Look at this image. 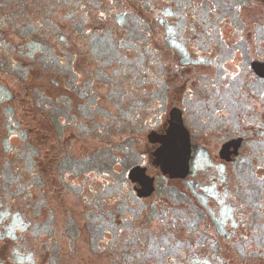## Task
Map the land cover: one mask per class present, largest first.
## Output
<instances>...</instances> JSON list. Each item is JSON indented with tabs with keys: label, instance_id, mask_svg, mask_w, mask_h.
Segmentation results:
<instances>
[{
	"label": "rangeland",
	"instance_id": "obj_1",
	"mask_svg": "<svg viewBox=\"0 0 264 264\" xmlns=\"http://www.w3.org/2000/svg\"><path fill=\"white\" fill-rule=\"evenodd\" d=\"M242 22L248 38L264 39L263 31L254 25L264 22V0H0V118L17 121V131L0 122V264H44L50 249L56 260L53 264H61L63 254L69 264L102 262L93 232L91 240L84 234L77 243H71L74 234L58 236L62 218L58 208L50 220L46 218L55 225L49 234L48 226L40 227L44 218L36 215L37 209H44L51 196L53 209L61 199H67L69 216L92 214L98 198L94 199L95 192L102 191L103 183L130 181L127 172L136 165H145L156 174L148 133L160 127L163 115L181 93V88L175 87H181L184 79L191 77L194 88L206 87L207 75L213 70L207 61L220 56L221 38L231 43L240 36ZM233 58L224 64L228 73L217 70L237 86L245 73L239 72L237 65L240 53ZM49 70L59 73L51 77L53 90H48L54 103L36 124L38 128L33 126L35 139L29 125L33 107L29 94L17 86H40L46 79L44 71ZM229 72L239 75L231 80ZM205 97L206 93L200 92L193 106L185 100L188 122L198 131L194 138H200L194 143L201 149L205 146L200 134L205 123ZM54 112L62 113L61 120ZM140 145L143 148H138ZM49 156L52 163L43 162L39 174L32 175L36 161ZM207 165L204 150L197 151L188 181L196 183L201 203L211 201L215 234L234 222L216 179L219 176L211 174ZM45 167L54 168L47 175L54 188L50 196L39 180ZM59 179L66 189H61ZM120 188L117 184L114 189L117 200L108 201L106 192L111 190H104L105 199L99 201L101 208L117 215L115 221L133 218L120 233L113 229L118 251L110 256L117 264L236 261L235 253H221L214 243L212 254L207 253L206 236L193 232L197 224L183 220L187 218L185 210L160 211V206L169 202H140ZM258 210L264 211V205ZM260 215L264 232L262 211ZM144 223L148 233L139 234ZM164 226L171 233L160 235V230L168 231ZM45 233L46 238L42 236ZM254 240L244 239L246 245ZM73 246H78V251L71 249Z\"/></svg>",
	"mask_w": 264,
	"mask_h": 264
},
{
	"label": "flooded vegetation",
	"instance_id": "obj_2",
	"mask_svg": "<svg viewBox=\"0 0 264 264\" xmlns=\"http://www.w3.org/2000/svg\"><path fill=\"white\" fill-rule=\"evenodd\" d=\"M254 25L259 26L264 35V22H255ZM238 33L240 36L231 43H227L221 38L224 44L223 47H221L220 56L217 54L215 57L213 56L212 60L207 61L208 68L213 70L207 75L209 79L206 87L201 85L194 88L193 85H195V83L190 81L191 77L184 79L181 87L179 85L175 87L176 89L181 88L179 98L177 101L171 103V107H168V111L162 117V124L160 127L154 129L160 135L166 134L170 126L171 110L173 108L181 110L184 125L190 133L192 148L190 173L185 178H171L169 175L163 174L160 167L156 166H154L157 171L156 174H151L147 166L136 165L146 167L147 174L155 178V189L153 193L147 197H140L138 190L142 185L138 182H133L129 178V172L134 167L133 166L127 172V178L130 181L126 183H103L101 187L102 191L99 190L95 192L94 199H96V196H98V198L96 199L97 204L92 208L93 213H83L77 217L74 215L69 216L67 199H61L62 201H60V204H57L53 209L54 200L50 196V192L52 193L54 188L50 177L48 178L47 175L53 173L54 168L45 167V172H42L44 176L39 177V180L40 182L42 180L45 186L48 187L49 190L46 189V192L48 191L50 197L45 203V208L37 209L36 211V215L44 218L39 222L40 227L48 226L50 234L55 225L49 220L52 217L53 211H57L59 208L62 218L60 219V225H58V230L60 232L58 236L68 238L74 234L72 235L74 240L71 243H77L84 234H87V239L91 240L90 234L93 232V240L95 237L97 239V253L104 257V260L97 264H117L116 260H111L110 256L118 251L117 244L114 243V237L116 236L113 229H118L119 232L123 227H127V221H133V218H120L121 215H119L118 218L120 219L117 222L115 221L117 215L109 214L108 210L105 211L101 208L99 201L105 199L102 193L104 190H111V192H106V194H109L107 198L108 201L117 200V198H115L117 192H115L114 189L117 184H120L121 190L124 187L127 193H130L140 202H151L154 199H160V202L162 201L163 203H165V200L169 202L166 206L165 204H163V206L161 205L160 211L170 212L176 210V212L179 213L181 210H185L189 220L186 216L183 220L185 222H190L188 225H192L193 223L197 224L193 232H195V234L202 232L206 236L207 239L204 240V244H206L205 251L207 253L212 254V244L214 243L217 245L216 247L221 249V253L227 252L236 254L235 258H233V260L236 261H233V264H264V240L260 241V237H264V232L260 229V220L262 219L260 212H263L264 220V211L258 210L259 206L264 205V77L260 76L253 67L254 63L264 64V39L248 38L245 34L244 23L243 26L238 28ZM252 41H255V43ZM2 49L0 44V51ZM238 52L241 56L237 64L240 67L239 72L243 71L245 74L240 78V84L233 86L231 85L233 83L225 79L226 74L221 73L220 70L217 69L221 68L226 71V67L224 66L225 62L235 57V54ZM251 52H253V55H251ZM223 53H230L231 57L230 54L227 56V54L224 55ZM220 57L222 59H219ZM12 62L11 66L15 67L13 58ZM209 62L210 64H208ZM239 72L236 75H232L233 73L231 74L229 72V74L232 75L230 79L233 80L239 75ZM44 73L46 74L44 76L46 79L40 86H17L19 90H24L29 94V99L33 106L30 108L31 117L29 119V125L32 126V133L35 139L37 133L33 126L38 128L36 124L46 116V112L52 107L53 98L48 94V90H53L51 86V77L53 75L57 77L58 75L55 73L59 74L54 70L44 71ZM226 73H228V71H226ZM25 74L27 77L28 72ZM220 88H223L224 91H219L218 89ZM202 91L206 93L205 98L207 100L204 113V128L200 131V134L204 136V149H201L200 146L194 143V140L199 141L200 138H194L195 133L198 131L194 128L193 123L188 122L189 112L186 108L187 106L185 107L186 99H189L193 106L197 96ZM43 97L49 100L45 101ZM72 107H75V104H72ZM54 110L56 111L55 107L52 108L51 111L53 112ZM251 110L252 112H250ZM54 115L58 118L61 116L59 120H61L63 116L61 112H54ZM5 119L4 121V119L2 120L0 118V122L3 121L8 127L9 125L15 127L17 121L10 117H6ZM3 129L5 130V128ZM16 129L15 127V131H17ZM34 138H32V140H34ZM234 141H236L237 144H233L232 142ZM148 143L151 144L152 148L149 153L152 163L153 152L161 144L151 143L149 139ZM138 148L141 149L143 147L140 145ZM199 150H204L207 166L211 174H217V176H219L216 179L220 180V186L223 191L221 194L223 195L226 205L230 207V220L234 222L233 224L230 223V226L227 225L226 228L224 226L222 230L218 232L215 231V234H213L212 230V227L215 228V226L212 216L214 209L211 201L208 200L205 203H201V200L196 196V183L188 181L193 176L192 161ZM45 157L47 158V156ZM43 162L51 164L52 156H49L48 159L43 157L42 160L39 159L36 161L34 166L35 170L32 172V175L36 176L39 174ZM59 171L60 166H57L56 175L59 174ZM160 179L165 181L161 183L159 181ZM58 182L62 190L66 189L62 179H59ZM217 182L218 181H216V183ZM121 193L123 192L120 191L119 194ZM211 193L212 192H210V195ZM113 195L114 197H112ZM126 198L127 197H124V199ZM80 203H84V201L80 200ZM48 216L49 220L46 219ZM56 216L58 218V214ZM160 219H162L161 215ZM150 221L151 219L147 220L145 223L147 224ZM145 223L142 226L144 229H139V234L148 233ZM167 227L168 226H164L168 231L160 230V235L171 233ZM72 229L75 230L72 231ZM41 232H43V229H41ZM47 234L48 233H45L42 236L46 238ZM75 235L77 236L76 238H74ZM245 237L248 239L254 238L255 240L246 245L244 241ZM55 247L57 248L58 246L55 245ZM71 249L78 251V246H73ZM56 252H58V250ZM46 253L44 264H53L56 260H53L52 249L47 250ZM61 258V264H69L65 254L61 255Z\"/></svg>",
	"mask_w": 264,
	"mask_h": 264
},
{
	"label": "water",
	"instance_id": "obj_3",
	"mask_svg": "<svg viewBox=\"0 0 264 264\" xmlns=\"http://www.w3.org/2000/svg\"><path fill=\"white\" fill-rule=\"evenodd\" d=\"M253 67L260 76L264 77V64L254 63ZM169 123L166 134L160 135L156 130L148 134L151 143L161 144L153 152L152 164L160 167L162 173L171 178H185L190 173L192 148L190 133L184 125L180 109L171 110ZM232 143L237 144L236 141ZM129 178L142 185L138 190L140 197H147L153 193L155 178L147 174L146 167L134 166L129 172Z\"/></svg>",
	"mask_w": 264,
	"mask_h": 264
}]
</instances>
